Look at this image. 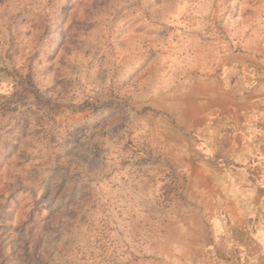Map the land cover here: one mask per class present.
<instances>
[{"label": "rangeland", "instance_id": "374dc122", "mask_svg": "<svg viewBox=\"0 0 264 264\" xmlns=\"http://www.w3.org/2000/svg\"><path fill=\"white\" fill-rule=\"evenodd\" d=\"M250 56L264 0H0V264H232Z\"/></svg>", "mask_w": 264, "mask_h": 264}, {"label": "crops", "instance_id": "0c3cea01", "mask_svg": "<svg viewBox=\"0 0 264 264\" xmlns=\"http://www.w3.org/2000/svg\"><path fill=\"white\" fill-rule=\"evenodd\" d=\"M236 61L254 72L258 84L232 106L236 122L234 132L228 134L230 149L235 151L232 166L237 168L236 183L242 185V191L249 193L257 189L256 183H261L262 187L258 197L229 196L232 223L227 226L221 219L219 224L211 225L215 244L210 242L208 235L209 245L213 247L205 258L213 262L214 258H230L232 264L253 258L254 264H264V63L251 56ZM246 83L242 81L244 88ZM224 236L226 244H218V239Z\"/></svg>", "mask_w": 264, "mask_h": 264}]
</instances>
